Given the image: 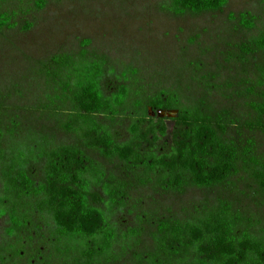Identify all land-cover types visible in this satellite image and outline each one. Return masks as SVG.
<instances>
[{
    "label": "trees",
    "instance_id": "1",
    "mask_svg": "<svg viewBox=\"0 0 264 264\" xmlns=\"http://www.w3.org/2000/svg\"><path fill=\"white\" fill-rule=\"evenodd\" d=\"M29 2L39 11L48 0ZM227 3L167 0L164 8L174 17L198 16L221 12ZM15 15L0 13V32L32 29L33 22H19ZM230 18L243 30L255 28V18L248 13L231 14ZM89 45L90 40L83 39L78 55L55 54L34 61L30 67L29 72L46 85V101L34 112L52 117L55 129L71 139L56 143L43 135L37 141L27 143V139L21 148L20 143L11 142L5 152L0 149L6 159L0 205L9 213L10 232L25 226L36 212L47 221L53 251L61 264L118 260L112 254L114 245L127 238L133 241L139 232L120 234L111 216L126 205L134 183L108 175L102 164L88 156L93 152L104 160L121 163L133 173L138 186L152 184L163 192H181L187 186L213 189L229 183L238 173L247 175L264 191V155L259 154L253 137L258 134L264 139L263 59L257 78L243 91L237 87L230 95L244 100L242 117L213 104L212 93L225 86H215L207 77L199 81L205 83L201 85L206 92L199 96L193 92L182 97L177 89L149 93L141 85L137 69L128 67L115 76L105 67L106 57L88 55ZM238 50L240 61L264 53V25ZM159 110L176 114L159 118ZM4 113L0 105V121ZM98 118L110 123L128 120L125 134ZM10 123L7 134L14 140L17 123ZM167 123H171L169 134ZM234 129L237 138L230 135ZM166 136L170 143H161ZM142 217H138L140 221ZM242 225L241 214L221 200L185 220L154 218L150 234L154 252L135 255L136 264H264V234L258 236ZM18 253L13 249L10 255Z\"/></svg>",
    "mask_w": 264,
    "mask_h": 264
},
{
    "label": "rangeland",
    "instance_id": "2",
    "mask_svg": "<svg viewBox=\"0 0 264 264\" xmlns=\"http://www.w3.org/2000/svg\"><path fill=\"white\" fill-rule=\"evenodd\" d=\"M166 1L48 0L46 7L38 11L32 9L29 0H3L0 13L15 12V20L30 21L34 26L23 33L15 29L0 32V105L5 112L0 121V149L5 152L11 142L20 143L21 148L27 139V143L37 141L43 135L56 143L69 142V136L55 129L52 117L34 112L46 101V85L29 70L34 61L47 60L55 54L78 55L83 39L90 40L88 55L106 57L105 67L113 75L119 76L128 67L137 69L141 85L149 93L177 89L182 97L193 92L199 96L206 93L203 82L199 81L207 77L215 86H225L212 93L213 104L242 116L246 112L244 100L232 99L230 95L237 87L243 91L257 78L264 53L240 61L238 46L263 28L264 0H228L221 12L183 17L167 12ZM240 13L252 15L255 28L243 30L237 20L230 18L231 14ZM148 114L153 116L151 110ZM174 115L166 113L165 117ZM10 121L17 123L14 140L7 134ZM106 124L125 134L128 120ZM167 125L169 134L171 123ZM242 132L248 134L243 129ZM230 135L237 138L236 130H231ZM253 137L259 154L264 155V139L258 134ZM163 141L169 144V136L160 142ZM88 156L102 164L108 175L134 183L126 205L112 214L111 221L120 234L136 230L139 235L133 241L127 238L114 245L112 254L119 259L106 264H136L135 255L153 253L150 234L154 230V218L185 220L220 200L227 201L241 214L244 229L258 236L264 234V191L243 173L209 190L187 186L181 192H163L152 184L138 186L133 173L117 160H104L94 152ZM5 164L6 159L0 155V198L4 195ZM100 208L105 211V206ZM139 216H144L143 221ZM29 218L25 226L10 232L9 213L0 205V264H61L53 251L47 221L36 212ZM13 249L19 252L15 257L10 255Z\"/></svg>",
    "mask_w": 264,
    "mask_h": 264
},
{
    "label": "water",
    "instance_id": "3",
    "mask_svg": "<svg viewBox=\"0 0 264 264\" xmlns=\"http://www.w3.org/2000/svg\"><path fill=\"white\" fill-rule=\"evenodd\" d=\"M161 113V114H160ZM166 113H175L176 114V111H168V112H165V111H161V110H159V111H157V113H156V115H157V117H159V118H163V117H165V114ZM153 116H154V114H152Z\"/></svg>",
    "mask_w": 264,
    "mask_h": 264
},
{
    "label": "bare ground",
    "instance_id": "4",
    "mask_svg": "<svg viewBox=\"0 0 264 264\" xmlns=\"http://www.w3.org/2000/svg\"><path fill=\"white\" fill-rule=\"evenodd\" d=\"M161 114V113H160Z\"/></svg>",
    "mask_w": 264,
    "mask_h": 264
}]
</instances>
